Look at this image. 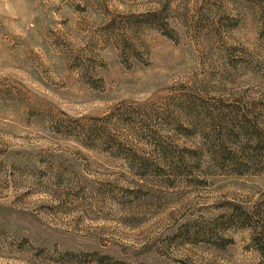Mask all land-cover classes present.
Here are the masks:
<instances>
[{
	"label": "rangeland",
	"instance_id": "rangeland-1",
	"mask_svg": "<svg viewBox=\"0 0 264 264\" xmlns=\"http://www.w3.org/2000/svg\"><path fill=\"white\" fill-rule=\"evenodd\" d=\"M0 264H264V0H0Z\"/></svg>",
	"mask_w": 264,
	"mask_h": 264
}]
</instances>
